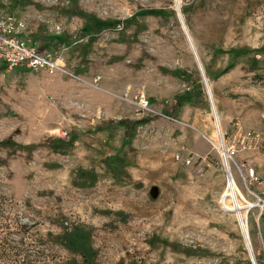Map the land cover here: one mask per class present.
<instances>
[{
  "label": "rangeland",
  "instance_id": "rangeland-1",
  "mask_svg": "<svg viewBox=\"0 0 264 264\" xmlns=\"http://www.w3.org/2000/svg\"><path fill=\"white\" fill-rule=\"evenodd\" d=\"M3 25L59 68L0 63V264H253L236 204L264 264V0H0Z\"/></svg>",
  "mask_w": 264,
  "mask_h": 264
},
{
  "label": "built area",
  "instance_id": "built-area-1",
  "mask_svg": "<svg viewBox=\"0 0 264 264\" xmlns=\"http://www.w3.org/2000/svg\"><path fill=\"white\" fill-rule=\"evenodd\" d=\"M0 63L9 66H29L37 69H47L54 71L59 68L55 59L50 55L42 53L36 47L27 45L18 39L14 34V28L10 25L0 26ZM140 105L142 110L148 109V101L144 96H140ZM259 135V136H257ZM248 136V141L260 145V134ZM263 136V135H262ZM263 144V143H262ZM264 152V144L260 148H255ZM253 172V171H252Z\"/></svg>",
  "mask_w": 264,
  "mask_h": 264
},
{
  "label": "bare ground",
  "instance_id": "bare-ground-1",
  "mask_svg": "<svg viewBox=\"0 0 264 264\" xmlns=\"http://www.w3.org/2000/svg\"><path fill=\"white\" fill-rule=\"evenodd\" d=\"M216 124L219 125V120L218 119H217V123ZM216 135L218 136V140L221 142V139H220L218 133H216ZM217 146H218L219 149H221L222 144L217 145ZM228 158H229L228 154L223 153V159H224L225 166L229 168ZM238 193L239 192H238V188L236 186V183L233 181L232 177H229L228 188L226 189V191L223 194L222 201L224 202L227 197H230L233 200V202L236 204V195H238ZM235 206H236L235 208L239 209V205L238 204H236ZM224 209L225 210H230V208L228 207V205L226 203H225ZM235 211H236V209H235ZM237 219L239 221V224L241 226L243 234H245V237H246V235H248V232H247L244 220H243V216L240 213H237Z\"/></svg>",
  "mask_w": 264,
  "mask_h": 264
},
{
  "label": "water",
  "instance_id": "water-1",
  "mask_svg": "<svg viewBox=\"0 0 264 264\" xmlns=\"http://www.w3.org/2000/svg\"><path fill=\"white\" fill-rule=\"evenodd\" d=\"M229 177H231V174L229 172ZM236 211L237 213H239V209L236 208ZM246 241H247V245H248V249H249V252H250V255L252 257V261H253V264H256L255 260H254V257H253V254H252V249H251V245H250V242H249V238H248V235H246Z\"/></svg>",
  "mask_w": 264,
  "mask_h": 264
},
{
  "label": "trees",
  "instance_id": "trees-1",
  "mask_svg": "<svg viewBox=\"0 0 264 264\" xmlns=\"http://www.w3.org/2000/svg\"><path fill=\"white\" fill-rule=\"evenodd\" d=\"M89 30V29H88ZM40 50H42V48H40Z\"/></svg>",
  "mask_w": 264,
  "mask_h": 264
}]
</instances>
